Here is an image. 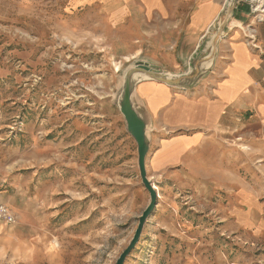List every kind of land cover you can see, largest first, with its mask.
<instances>
[{"label": "rangeland", "instance_id": "1", "mask_svg": "<svg viewBox=\"0 0 264 264\" xmlns=\"http://www.w3.org/2000/svg\"><path fill=\"white\" fill-rule=\"evenodd\" d=\"M152 23L122 0H0V204L16 219L0 221V264H117L128 250L153 201L112 100L138 60L166 62ZM173 94L145 97L157 204L123 264H264V130L180 124Z\"/></svg>", "mask_w": 264, "mask_h": 264}, {"label": "crops", "instance_id": "2", "mask_svg": "<svg viewBox=\"0 0 264 264\" xmlns=\"http://www.w3.org/2000/svg\"><path fill=\"white\" fill-rule=\"evenodd\" d=\"M122 1L129 5L143 6L147 20L162 22L161 40L166 62L164 64L147 62L177 76L185 75L193 59L210 39L212 35L210 27L221 15L226 2V0ZM233 12L230 30L218 42L214 64L202 74L194 86L185 89L193 93L183 96L185 98L181 104V100L177 98L179 93L173 90L145 87L154 86L156 81L138 85L135 98L139 106L144 108L151 128L155 123L146 99L147 94L150 96V106L154 108V105H160L173 92L176 104L170 109L169 115L175 113L180 124L219 125L226 116L240 121L242 118L252 120L264 130V23L258 24L254 21L246 0H241ZM156 23L151 24V29L157 27ZM250 28L253 29L249 30ZM250 37L253 42L250 41ZM180 65L183 71L176 69V66ZM123 120L125 121L124 118Z\"/></svg>", "mask_w": 264, "mask_h": 264}, {"label": "water", "instance_id": "3", "mask_svg": "<svg viewBox=\"0 0 264 264\" xmlns=\"http://www.w3.org/2000/svg\"><path fill=\"white\" fill-rule=\"evenodd\" d=\"M239 1L240 0H227L223 10V14H226L224 21L219 22L221 19H218V23H214V25L210 27V31L214 32V29H217V32L207 43L208 45L205 48L203 47L193 59L192 64L185 75H173L165 72L156 64H151L144 60H138V62L134 63L129 71L125 73L122 87L116 92L117 94L112 100L113 104L119 109L121 115L125 119L128 133L137 143L139 170L141 171L143 183L151 192L153 201L152 206L143 214L136 237L128 247V250L121 256L117 264H123L128 255L134 249L142 235V227L150 210H152L157 204L155 200L156 194L152 186L149 184L146 170V157L148 155L147 153L151 142L148 137V133L151 131V123L145 116L144 108H141V105L139 106L136 101L135 90L138 85L143 82L154 81L163 83L168 87H175L182 90L189 89L194 86L199 81L200 77H202V74L207 72L214 64L219 45L218 42L224 35L226 25L229 23L233 11Z\"/></svg>", "mask_w": 264, "mask_h": 264}, {"label": "built area", "instance_id": "4", "mask_svg": "<svg viewBox=\"0 0 264 264\" xmlns=\"http://www.w3.org/2000/svg\"><path fill=\"white\" fill-rule=\"evenodd\" d=\"M250 1L252 14H256L255 18L259 23L264 22V0H247ZM253 32V31H252ZM0 221L6 224H15L16 219L9 208L0 204Z\"/></svg>", "mask_w": 264, "mask_h": 264}, {"label": "bare ground", "instance_id": "5", "mask_svg": "<svg viewBox=\"0 0 264 264\" xmlns=\"http://www.w3.org/2000/svg\"><path fill=\"white\" fill-rule=\"evenodd\" d=\"M210 63V62H209ZM117 67H119L118 65H116ZM208 66H209V64H208Z\"/></svg>", "mask_w": 264, "mask_h": 264}]
</instances>
